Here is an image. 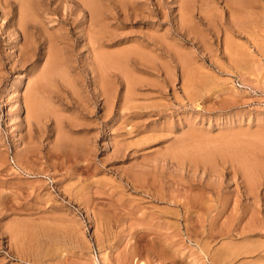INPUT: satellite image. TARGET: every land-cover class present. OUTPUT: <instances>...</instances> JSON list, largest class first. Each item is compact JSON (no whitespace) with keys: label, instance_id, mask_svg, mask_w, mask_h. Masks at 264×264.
<instances>
[{"label":"rangeland","instance_id":"374dc122","mask_svg":"<svg viewBox=\"0 0 264 264\" xmlns=\"http://www.w3.org/2000/svg\"><path fill=\"white\" fill-rule=\"evenodd\" d=\"M10 1L0 0V264H264V0L259 48L231 25L244 18L228 13L238 0H113L136 15L91 31L76 2ZM25 2L47 40L75 26L76 14L63 23L72 9L84 15L74 47L49 42L25 63L15 26ZM100 51L121 57L104 66ZM199 149L214 162L171 156Z\"/></svg>","mask_w":264,"mask_h":264},{"label":"bare ground","instance_id":"6f19581e","mask_svg":"<svg viewBox=\"0 0 264 264\" xmlns=\"http://www.w3.org/2000/svg\"><path fill=\"white\" fill-rule=\"evenodd\" d=\"M6 2V4L7 5H12V3H11V1L10 0H5ZM63 1H65V2H68V1H72V2H76V3H78V9H79V11L80 10H82V11H85V10H87L88 11V13H89V16H90V25H89V30L91 29V30H93V29H96L97 27H101L102 25H104L105 24V22H106V20H108V19H115V15L117 14L118 16H122V17H124L125 19L126 18H129V17H131V15L132 14H134V15H136V11L133 13V10L131 11L132 13H130L129 12V10L127 11L126 9H125V4H123L122 2H120L119 4H120V6H117L116 4H115V2L113 1V0H103V1H105V2H108V5H103V3H102V0H63ZM136 1V0H135ZM238 2H239V6H237V7H231V5H229V7H230V11H228V13L230 12L231 14H232V16H234L236 13L238 14H240V15H244L243 17L245 18V20H244V18H243V21L241 20V22H236L235 20H234V22H233V20H232V24L231 25H234V27H236V26H238L239 28H237L236 27V31H238V29H239V31L237 32V34L240 32L243 36L245 35L246 36V38L247 37H249V42L251 43V44H253L254 46H256V48H257V46H258V36L259 35H257V33H255V28H258V26H256V22H255V20H254V18H253V16H255V10H256V0H238ZM4 3V4H5ZM124 3H126L125 1H124ZM128 3V2H127ZM132 3V2H131ZM111 4H113V5H111ZM118 4V3H117ZM162 4V3H161ZM258 4V3H257ZM20 6H21V8H20V10H21V12H20V15H21V19H20V21H18V22H16V24H15V26H16V28H17V30L19 31V34L21 35V37L22 38H24V40H25V42H24V49H22L21 50V52H20V55L22 54V57H21V59L22 60H24L25 61V63L28 61V60H30V58L32 57V56H34L35 54H36V51L39 49V48H41V46H43L44 44H46V43H49V42H51L52 44H55V45H57L58 46V44H64V45H66L67 47H71V48H73L74 47V42H73V40L71 39L72 37V35H74L75 33H76V31H77V29L79 28V26H81L82 24L84 25V23L86 24V22H87V20H86V17L83 15V16H80V14L78 13H76V9H72V11L70 12V16L68 17V18H66V19H63V23L64 24H68L69 22H70V19L72 20V16L74 15V14H76V17H73L74 19L72 20L73 22H72V24L73 25H75L74 27H72V28H66L65 29V33H62V34H60L59 36L57 35V37H55V38H53V39H48L47 40V37H44V36H41L40 34L38 35L37 33H36V30L37 31H39L40 29L39 28H41V22L39 21L38 22V20L37 19H35L34 18V16H33V13L35 12V8H33V6L31 5H29V4H27L26 2L25 3H21L20 4ZM128 6V5H127ZM226 6V5H225ZM115 8L117 9V10H115ZM113 9L115 10V14H114V11H113ZM130 9V8H129ZM132 9V8H131ZM185 9H186V5H185ZM200 10H202V9H200ZM65 12V11H64ZM130 13V14H129ZM151 13H154L156 16H161V8H159V6L157 5V9L156 10H152L151 11ZM6 16V15H5ZM80 17H82L81 19H80ZM141 17V16H140ZM252 18H253V20H252ZM86 20V21H85ZM252 20V21H251ZM109 21V20H108ZM112 21V20H111ZM116 21V20H115ZM231 21V20H230ZM247 21V22H246ZM62 22V21H61ZM236 22V23H235ZM244 22H246V23H244ZM237 24V25H236ZM230 25V26H231ZM70 26V25H69ZM85 26V25H84ZM106 26V25H105ZM104 26V27H105ZM87 28V27H86ZM233 28V27H232ZM235 29V28H234ZM87 30V29H86ZM90 30V31H91ZM257 30V29H256ZM95 31H97L98 32V34H99V30H95ZM95 31H93V32H95ZM104 31H105V29H104ZM86 32V31H85ZM96 32V33H97ZM30 33V34H29ZM86 33H88V32H86ZM86 33H84L85 35H86ZM95 33V34H96ZM240 33H239V35H240ZM83 34V33H82ZM83 34V35H84ZM89 34V33H88ZM102 35H103V33H101ZM42 35H44V34H42ZM84 35V36H85ZM90 35V34H89ZM256 35H257V38H256ZM83 36V37H84ZM97 36L98 37H100L99 35H96V36H94V38L96 37L97 38ZM86 37H88V35L86 36ZM91 37H92V33H91ZM103 37V36H102ZM91 39V38H90ZM90 39H87L86 41H87V43L89 44V46L91 45V51H95V50H98V48L100 49L101 47L97 44V42H95V40H90ZM98 39V38H97ZM158 39V38H157ZM248 39V38H247ZM85 40V39H84ZM102 40H104V39H102ZM82 41V40H81ZM97 41V40H96ZM99 41V40H98ZM102 42V41H101ZM99 43V42H98ZM159 45V44H158ZM227 45H228V43H227ZM230 45V44H229ZM259 45H260V43H259ZM56 46V47H57ZM88 46V47H89ZM99 46V47H98ZM66 47V48H67ZM242 47H243V45H242ZM261 47V46H260ZM69 48H67V49H69ZM229 48V47H228ZM231 48V47H230ZM246 48V47H245ZM248 48V47H247ZM258 48H259V46H258ZM101 50V49H100ZM238 50H240V49H238ZM250 50V49H249ZM61 51V50H60ZM90 52V51H89ZM99 52V51H98ZM98 52H97V56L96 57H98ZM231 52V51H230ZM93 53V52H92ZM236 53V52H235ZM242 52H238V55H239V57H241L240 56V54H241ZM57 54H58V52H57V49L56 48H52V54H51V56H50V59H49V65L48 66H50V67H55L56 65L58 66V61H59V59H58V57H57ZM94 54H96V53H94ZM104 54H106L105 52H104ZM101 51H100V55L102 56L101 58L103 59V55H104ZM232 54V53H231ZM234 54V53H233ZM235 55V54H234ZM236 55H237V53H236ZM237 55V56H238ZM245 55V54H244ZM108 56V58H106ZM107 56H104V59H103V63H101V64H103L104 66H109L112 62H114L115 60H119L120 59V55H118V54H113V55H107ZM236 56V57H237ZM232 57H233V55H232ZM235 57V56H234ZM239 57H237L238 59H239ZM243 57V56H242ZM247 57V56H246ZM246 57H245V59H246ZM34 58V57H33ZM109 58H112L113 60L111 61V62H109L108 60H109ZM248 58V57H247ZM63 59V58H62ZM242 59V58H241ZM97 60V59H96ZM124 60V59H123ZM249 60V59H248ZM248 60H246V62L248 61ZM98 61H100V60H98ZM245 61V60H244ZM101 62V61H100ZM241 62V61H240ZM254 62H255V60H254ZM60 63V62H59ZM245 64V63H244ZM112 65V64H111ZM243 65V64H242ZM50 67H49V69H50ZM65 67V66H64ZM101 67V66H100ZM54 69H56V67L54 68ZM102 69V68H101ZM149 69V68H148ZM47 70H48V68H47ZM53 70V69H52ZM189 70V69H188ZM96 71V70H95ZM47 72V71H46ZM54 72V71H53ZM48 73V72H47ZM93 73V72H92ZM43 74H45V73H43ZM49 74H51V73H49ZM96 74V73H95ZM47 75V74H46ZM45 75V76H46ZM38 83V82H37ZM98 84V83H97ZM36 87V86H35ZM34 91V90H33ZM31 100V99H30ZM29 103L31 104V108L33 109V106L36 104V106H35V109L33 110V111H35V112H38L37 113V115L39 114V111H36V108H38V105H37V103L36 102H30L29 101ZM33 103H35V104H33ZM107 104V103H106ZM30 107V105H28V108ZM30 109V108H29ZM39 109V108H38ZM32 111V112H33ZM28 112V111H27ZM31 112V111H30ZM29 112V113H30ZM34 113V112H33ZM32 115V114H31ZM34 116H35V114H33ZM36 117V116H35ZM39 117V116H38ZM234 140V139H233ZM227 144V143H226ZM225 144V145H226ZM207 147V146H206ZM206 147H204V148H206ZM221 147H223V146H221ZM228 147V146H227ZM245 147V146H244ZM203 148V147H202ZM209 148V147H208ZM222 149V148H221ZM220 149V150H221ZM199 150H202L203 151V149H199ZM199 150L198 151H196V155L194 154V152L193 153H189V154H187V152L186 151H175V152H173V153H171V156L173 157V158H175V159H177L178 161H179V159H180V162H182V161H186V160H189V161H191V164L193 163V165H199V164H204L205 162H206V164H208V162H209V164H211L210 163V161L211 162H214V160L213 159H215V154H213V152H212V154L210 153V152H208V153H205V150L203 151L204 153H202L201 155H200V152H202V151H200L199 152ZM226 150V148H224V151H223V149L221 150V152H217L219 155H222V156H224V154H225V152L227 153L228 151H225ZM228 150V149H227ZM192 151V150H191ZM223 151V152H222ZM240 151H241V153H242V150L240 149ZM199 152V153H198ZM207 152V151H206ZM239 152V151H238ZM198 153V154H197ZM240 154V153H239ZM238 154V155H239ZM244 154V153H243ZM242 154V155H243ZM199 155V156H198ZM213 155V156H212ZM234 155V154H233ZM229 156H231V155H229ZM237 155H235V157H236ZM244 156V155H243ZM242 156V157H243ZM171 157V158H172ZM214 157V158H213ZM226 157H228V155L226 156ZM232 157V156H231ZM234 157V158H235ZM239 157H240V155H239ZM236 159L238 160V158L236 157ZM241 161H240V163H243L242 162V158H239ZM182 160V161H181ZM239 161V160H238ZM205 166V165H204ZM247 171V170H246ZM205 222H206V220H205ZM237 244V243H236ZM228 245V244H227ZM237 247H238V245H237ZM236 247V248H237ZM251 247V246H250ZM253 247H254V244H253ZM256 247V246H255ZM234 248V247H233ZM235 248V249H236ZM252 249V248H251ZM255 249V248H254ZM258 249V248H257ZM234 251H238V250H234ZM255 251V250H254ZM239 252V251H238ZM238 252H236V253H238ZM246 252H248V251H246ZM251 252V251H250ZM256 252V251H255ZM240 253V252H239ZM242 254H243V252H242ZM247 254V253H246ZM253 254V253H252ZM251 255V254H250Z\"/></svg>","mask_w":264,"mask_h":264}]
</instances>
